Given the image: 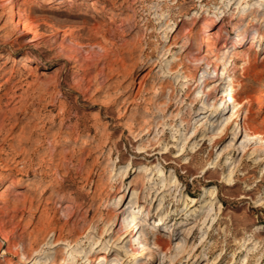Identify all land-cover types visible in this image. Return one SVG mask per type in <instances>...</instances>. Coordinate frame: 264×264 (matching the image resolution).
Listing matches in <instances>:
<instances>
[{
	"label": "rangeland",
	"instance_id": "obj_1",
	"mask_svg": "<svg viewBox=\"0 0 264 264\" xmlns=\"http://www.w3.org/2000/svg\"><path fill=\"white\" fill-rule=\"evenodd\" d=\"M250 2L259 10L243 21ZM249 24L236 52L251 60H232L229 41ZM263 56L264 0H0V190L31 181L0 198V264H50L70 245L69 264H206L222 252L218 264H264ZM228 77L250 104L226 106L188 144L204 106L218 114ZM238 126L248 134L220 160ZM63 136L73 143L58 145Z\"/></svg>",
	"mask_w": 264,
	"mask_h": 264
},
{
	"label": "bare ground",
	"instance_id": "obj_2",
	"mask_svg": "<svg viewBox=\"0 0 264 264\" xmlns=\"http://www.w3.org/2000/svg\"><path fill=\"white\" fill-rule=\"evenodd\" d=\"M43 2H44V4H46V5H51V4H54V3H57L58 2V0H43ZM241 7V6H240ZM258 6H257V4L255 3V2H250V4H249V8H251V10L249 11V13L247 14V15H245L244 17H243V21L245 20H247V19H249L252 15H253V13H255V11H258L259 10V8H257ZM261 8V7H260ZM237 9V8H236ZM25 11V10H24ZM237 12H239L240 11V8L238 9V10H236ZM10 15L12 16L13 15V10L12 11H10ZM257 14V13H256ZM23 16V14L22 13H19V20H18V23L20 24V21H21V17ZM210 20L209 19H207V20H204L203 22H202V25H201V28H200V34H201V36L203 37L205 34H206V31H207V27L210 25ZM24 26V32L25 33H31V29H30V27L29 26H27V25H23ZM252 24H249L248 25V27L246 28V29H239L238 31H237V33L235 34V36L234 37H232L231 39H230V47L231 48H233L234 50H235V52H233V53H236V54H230L229 55V57H231V59L233 60V59H235V58H242L246 63H248L250 60H251V55H250V53H248V52H245V54H244V57H241V54L239 55L236 51H237V49L240 47V46H243V45H245V43H246V41H247V39H248V37H250L251 36V30H252ZM219 33H222V31H224L223 30V28H220L219 29ZM191 33V29H189V30H187L186 31V33H185V35H189ZM213 39V38H212ZM253 42L250 44V46H253V45H256V51H255V53H257V52H260L261 51V48H259V46H260V43L262 42V40H263V38L260 36V34H258V35H255V36H253ZM212 44H213V41L210 39V38H206V39H204V45L205 46H207L208 47V49H207V52H206V55L208 56L211 52H212ZM17 59H18V61H20V62H22L23 63V65L25 66V67H28V68H30L31 66H32V63L35 61L33 58H29V57H27V56H19V57H16ZM12 59H14V57L12 58ZM11 59V60H12ZM262 61L264 62V56H263V58H262ZM160 62V61H159ZM222 62V61H221ZM227 65V64H226ZM154 69V68H153ZM184 71V70H183ZM33 72V71H32ZM151 71L149 70V72H147L146 74H145V78H148L150 75H151ZM174 74H176L174 71H168V72H166V73H164V74H162V76H173ZM220 76V71H219V69L213 74V76L212 77H219ZM174 81V80H173ZM183 81H186V80H184L183 79ZM171 82V81H170ZM240 84V83H239ZM239 84H232V78L231 77H228L226 80H224V87H222L221 89H222V91H224V95H227V96H231L232 95V102H233V104H228L225 100L224 101H221L220 102V104L222 105V107H220V110L218 111V114L216 113L215 114V110L217 109V103H215V101L214 102H209L206 106H204V105H202V106H204V107H206V112L205 113H208V111H209V113L208 114H205L204 115V118H207L206 120H204L203 122H202V120L201 121H199L195 126H194V128H193V130L190 132V136H187V140H186V142L189 144V143H191L198 135H199V133L200 132H202L208 125H209V128H210V124H208V123H210V118L212 117V118H214V117H216L217 116V120H219V119H221L223 116H225L226 114H224V112H225V107L227 106L228 107V109L230 110L232 107H234L235 109H236V112H239L241 109H243L244 107H245V103H246V106L247 105H249L250 104V101H247V100H245L246 102H239L238 101V98H237V91H238V89H239ZM169 86V84H167V85H165V86H162L161 87V89L158 91V93L159 92H163L164 93V91H166L167 90V87ZM205 87H207V84L205 83ZM175 88V87H174ZM166 89V90H165ZM186 89H189V86H188V84H186V85H184V89H183V91H185ZM262 89V91H263V95H264V86L261 88ZM228 90H231L230 91V93H228ZM142 94V88L140 87L139 89H138V91H137V97L139 96V95H141ZM159 95H160V93H159ZM185 96H187V95H185ZM202 97H204L205 95H201ZM187 99H188V97H187ZM244 101V100H243ZM262 103H264V99L260 102V104H262ZM235 117V116H234ZM129 126H130V124H128ZM221 125V124H220ZM128 126V127H129ZM212 127H213V130L212 131H214V133H219V132H216L217 130H216V128L218 127V124H216V125H211ZM131 127V126H130ZM243 133H245V134H248V129L246 128V126H241V127H237L235 130H234V132L232 133L233 134V136L231 137V139L229 140V142H228V145H227V148H225L224 149V151L220 154V156H218V157H220V160L223 158V157H225V155H226V153L228 152V151H230L231 149H234L235 148V146H236V144H237V142H238V140H239V138L241 137V135L243 134ZM189 135V134H188ZM219 136L218 135H214L212 138L213 139H216V138H218ZM84 142V141H83ZM73 143V140H71V138H69L68 136H63V137H61L60 138V141H58V145H69V144H72ZM84 143H86V142H84ZM232 146V147H231ZM137 151H139V150H137ZM146 151H148V149H143V150H140L138 153H144V152H146ZM165 154V153H167V151L166 150H164V151H160V152H152V153H150V154H148V156L149 157H151V156H154L155 154ZM97 159V158H96ZM169 163H171V162H168L167 164H169ZM238 170V169H237ZM235 171V169L234 170H231L230 172H234ZM141 173V172H140ZM156 173V172H155ZM207 173V172H206ZM216 174L215 173H211V176H215ZM166 177H170V175L169 176H166ZM165 181V180H164ZM227 181L228 182H225V185L226 186H229V187H234V186H236L237 184H238V179L237 180H231V178L229 179V178H227ZM179 182V180H178V178H174V183L176 184V183H178ZM208 182H211V179L210 180H208ZM240 182V181H239ZM162 185V184H161ZM171 185V184H170ZM31 186V181L30 180H26V181H18V182H8V183H5L4 184V189L2 188V190H0V198L2 199L4 196H5V193H6V191H5V189H11V190H13V191H18L19 189H29V187ZM145 187H147V184H146V182H143V186H142V188L144 189ZM103 189V188H102ZM167 189V188H166ZM166 189H162L161 188V190L162 191H165ZM251 189V188H250ZM169 190V189H168ZM206 197L208 196V197H210L212 200H215L216 198H217V191H216V189L215 188H209V189H207V190H205V194H204ZM148 197V196H147ZM186 199H190V200H192V201H195V203L192 205V206H194V205H196L199 201H200V198H195V196H192V195H190L189 193H186ZM114 198H116L117 199V196L115 197L114 196ZM122 198V196L120 197V199ZM241 198H243V199H249V198H251L248 194H242L241 195ZM169 202V201H168ZM46 203H48V202H46ZM191 206V207H192ZM186 209H189L188 207L186 208ZM190 210V209H189ZM47 211V210H46ZM44 213V212H43ZM182 213V212H181ZM181 213H176V214H174V217L176 216V217H182L183 216V214H181ZM41 216H43V215H41ZM138 218H140V219H142L141 217H138ZM45 219V218H44ZM166 219H168V218H166ZM155 223H156V225H161V224H157V222L155 221ZM140 226L142 227V226H144L143 228H145V229H152V228H154L153 226H151V225H149V224H147V221L145 222V223H142V224H140ZM139 225H136V228H137V230H139L141 227H140ZM135 228V229H136ZM136 230V231H137ZM163 234H158V235H156L155 236V239L157 240V242L158 241H161L162 239H163ZM211 236L210 235H208L207 237H206V240L208 239V238H210ZM205 240V241H206ZM32 241V240H31ZM205 241L203 242V243H201V245H203V244H205ZM156 242V243H157ZM207 242V241H206ZM87 243V242H86ZM32 244V243H31ZM56 244H58V243H56ZM76 245V244H75ZM81 247H83V245L81 246ZM85 247V246H84ZM75 246H73V245H70L68 248H66L63 252H61L59 255H57V256H55V257H53L52 258V260H51V263L50 264H69L70 263V261L76 256V251H75ZM106 249H107V247H106ZM26 251H27V249H26ZM25 252V251H24ZM107 252H109V251H107ZM209 257H212V256H214L215 254H216V251L214 250V249H212L209 253ZM88 256H93V255H91V254H88ZM77 257V256H76ZM228 257V254L225 252V253H221L220 254V256H219V258L217 259V260H214V262H207L206 264H218V263H220L221 261H224L225 260V258H227ZM78 258V257H77ZM79 259V258H78ZM31 260V259H30ZM30 260H28L29 262H30ZM263 260H264V257H263ZM86 261H88V258H86V259H84V260H82V262L83 263H85ZM152 262L154 261V260H151ZM112 262H113V260H112ZM115 262V261H114ZM152 262H150V264L152 263ZM9 263V262H8ZM7 263V264H8ZM119 262H115V264H118ZM75 264H79V262H75ZM123 264V263H122Z\"/></svg>",
	"mask_w": 264,
	"mask_h": 264
},
{
	"label": "built area",
	"instance_id": "obj_3",
	"mask_svg": "<svg viewBox=\"0 0 264 264\" xmlns=\"http://www.w3.org/2000/svg\"><path fill=\"white\" fill-rule=\"evenodd\" d=\"M226 101L228 104H233L232 102V95L231 96H227V95H224L223 97V101Z\"/></svg>",
	"mask_w": 264,
	"mask_h": 264
}]
</instances>
